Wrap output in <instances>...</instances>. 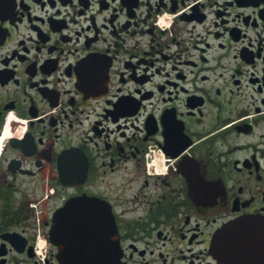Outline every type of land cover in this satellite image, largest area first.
I'll list each match as a JSON object with an SVG mask.
<instances>
[{
	"label": "flooded vegetation",
	"instance_id": "af4514ba",
	"mask_svg": "<svg viewBox=\"0 0 264 264\" xmlns=\"http://www.w3.org/2000/svg\"><path fill=\"white\" fill-rule=\"evenodd\" d=\"M84 195L124 264H224L216 233L264 224V0H0V264H58Z\"/></svg>",
	"mask_w": 264,
	"mask_h": 264
},
{
	"label": "water",
	"instance_id": "95a60500",
	"mask_svg": "<svg viewBox=\"0 0 264 264\" xmlns=\"http://www.w3.org/2000/svg\"><path fill=\"white\" fill-rule=\"evenodd\" d=\"M50 240L60 264H122L115 218L101 199L71 200L55 214ZM213 245L226 264H264V224L251 218L229 222Z\"/></svg>",
	"mask_w": 264,
	"mask_h": 264
},
{
	"label": "bare ground",
	"instance_id": "6f19581e",
	"mask_svg": "<svg viewBox=\"0 0 264 264\" xmlns=\"http://www.w3.org/2000/svg\"><path fill=\"white\" fill-rule=\"evenodd\" d=\"M11 128V127H10ZM11 130V129H10ZM11 133V132H10Z\"/></svg>",
	"mask_w": 264,
	"mask_h": 264
}]
</instances>
